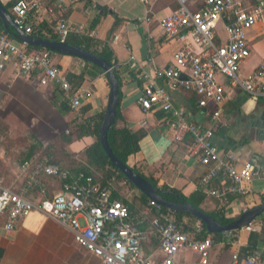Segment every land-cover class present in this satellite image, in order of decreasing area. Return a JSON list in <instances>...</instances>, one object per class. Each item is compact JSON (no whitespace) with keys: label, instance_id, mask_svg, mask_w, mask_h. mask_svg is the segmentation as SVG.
<instances>
[{"label":"built area","instance_id":"1","mask_svg":"<svg viewBox=\"0 0 264 264\" xmlns=\"http://www.w3.org/2000/svg\"><path fill=\"white\" fill-rule=\"evenodd\" d=\"M63 1L58 0L55 8H51L42 0H18L11 8L14 23L32 36L36 27L48 22L52 34L62 43L70 35L95 38L94 32L84 34L63 16ZM134 1L146 8L147 14L159 2L175 3V9L159 19L158 24L164 42L180 45L171 66L154 71L153 81L144 87L137 103L145 115L160 112L168 117L175 142L190 139L187 155L207 168L202 185L224 207L229 194L245 193L246 185L258 176V171L252 162L238 168L231 154L220 152L213 143V131L202 129L189 119L186 111L176 108L172 93L180 89L193 92L197 107H212L213 118L220 116L225 100L221 78L253 100L264 99V63L247 77L239 75L242 64L250 56L248 34L258 28L264 35V0ZM127 64L130 70L140 72L134 56H130ZM8 65L14 67L18 78L34 79L39 86L54 87L62 94L70 112L76 113L78 120L81 118L84 101L92 97V91L74 89L54 62L52 52L29 49L25 43L2 32L0 75ZM112 69L121 76V65L114 64ZM158 79L165 80L167 88L160 87L155 82ZM90 125L93 127V123ZM140 126L145 127V123ZM222 175L232 185L222 191L210 188ZM113 180L103 186L93 175L65 170L39 152L20 162L9 180L0 175V220L3 221L0 229L4 233L14 232L31 213L38 212L71 233L76 246L98 264H222L211 259L213 235L197 239L186 234L171 211H164L151 201L144 209L130 210L124 202L113 198L116 192ZM261 195L264 199V186ZM244 229L251 230V224ZM152 241L157 243V249L147 255L145 246ZM183 252L196 259L179 260ZM228 264H264V248L243 258L235 251Z\"/></svg>","mask_w":264,"mask_h":264},{"label":"crops","instance_id":"2","mask_svg":"<svg viewBox=\"0 0 264 264\" xmlns=\"http://www.w3.org/2000/svg\"><path fill=\"white\" fill-rule=\"evenodd\" d=\"M17 1L0 0V4L4 8L8 6L7 11L12 16L11 8ZM42 1L51 8H55L58 3V0ZM63 5L65 10L62 14L70 24L82 29L84 34L94 32L95 38L92 39L98 43L95 49L99 51L102 47H107L112 53L114 64L123 68L120 76L121 118L116 122V127L144 133L139 142V152L127 160L129 167L139 170L156 184L157 189H175L186 198L194 194L204 196L200 204L203 212L221 213L231 221L243 212L264 204L261 195L264 186V99L253 100L244 91L221 78L219 82L225 87V100L220 107V116L213 118L212 107H197V97L193 92L180 89L172 93V102L176 108L186 111L189 119L202 129L213 131V143L220 152L231 154L238 168L252 162L258 171V176L246 185L245 193L229 194L224 207L206 193L207 189L202 181L208 171L197 159L187 155L190 139L175 142L168 117L160 112L145 115L137 103L144 87L153 81L154 71L170 67L173 54L179 49L177 42H164L158 24L159 19L175 9V3L159 2L152 7L149 14L146 8L134 0H64ZM146 19L150 22L146 23ZM42 24L45 28L50 26L48 22ZM50 32L52 34L51 29ZM248 39L250 56L241 66V77H247L264 63V35L255 28L248 34ZM131 55L139 63L140 72L128 68ZM52 58L66 75L83 77L81 89L92 91V97L84 101L80 112L81 120L77 119L76 113L61 109L63 96L58 90L52 86H39L34 79L18 78L15 76L14 67L8 65L0 75V121L8 126L10 138L16 140L25 138L28 133L20 131L28 129L29 123L39 120L42 122L41 126L48 130V134H43V139H38V142L43 147L51 148L61 167L71 172L84 167L93 172L83 157V152L96 142V138H73L71 142L65 143L61 141V136L70 130V124L104 114L110 90L108 79L100 68L96 69V66L93 67L94 65L78 58L53 52ZM155 82L160 87L167 88L165 80L158 79ZM52 121L58 124L51 123ZM142 123H145V127L140 126ZM9 164V161L0 159V175L6 180L16 170V167L12 168L10 174ZM121 181L128 185L124 180ZM53 183L58 185L57 182L50 181V184ZM231 183L229 178L222 175L210 184V188L222 191L232 185ZM129 188L135 190L130 186ZM115 193L118 200L125 201L120 192L116 190ZM136 209L144 208L137 205ZM263 219L264 214L252 222L251 230L241 229L214 243L211 259L228 264L232 253L239 252L247 245L252 232H261ZM50 225L62 229L53 220L33 212L14 232L4 233L0 229V264H66L54 260L56 244L52 242L54 232ZM178 225L190 236L200 231V222L192 216L183 217ZM64 231L74 243L71 233ZM229 238L233 241L230 242ZM263 248V245L258 246V251ZM155 249L157 243L154 241L145 246L147 255L153 254ZM72 252L87 258L90 256L77 247H71L68 253ZM178 259L192 262L196 257L183 252Z\"/></svg>","mask_w":264,"mask_h":264},{"label":"trees","instance_id":"3","mask_svg":"<svg viewBox=\"0 0 264 264\" xmlns=\"http://www.w3.org/2000/svg\"><path fill=\"white\" fill-rule=\"evenodd\" d=\"M5 8L6 10H9L8 6H6ZM49 27L50 26H48V28H45L44 24H40L38 27L34 29L35 32L32 33V36L35 38H39V39L57 41V38L53 34H51ZM2 32L10 34L3 29V24L0 21V33ZM66 43L69 45L75 46V47H79L85 51L91 52L101 57L102 59H104L107 63L110 64L111 67H114V61H113L112 53L110 52V50L107 47H102V49L99 51L96 50L95 47L98 45V43L94 39L85 37V36L70 35L66 39ZM28 48H33V47L28 46ZM95 68L99 69L97 67ZM113 72L118 82L119 94H118V104H117V110H116V120H115L114 125L111 126L110 129L108 130L107 142H108V145L113 155L118 159V161H120L122 164H127L128 158L136 154L137 152H139V142L144 137V133L132 132L131 130L127 128H117L116 127V122L120 120L121 118L120 107H119L120 99H121V93H120L121 78H120V74L116 70H113ZM66 77L68 81L72 84L74 89L79 88L83 81L82 76L66 75ZM61 106H62L61 109H63V111L64 110L70 111L67 108V105L64 101ZM102 118H103V115H100L90 120L79 121V123L77 122L74 125L70 124V127H69L70 130L61 136V141L65 143L71 142L73 138L79 139V138L87 137V136H93L96 138V142L90 147H88L83 152V157L86 159L89 166L93 169V172L90 171L88 168H84V167L78 168L72 171L73 172L83 171L86 174L93 175L95 181L100 183L103 186H105L108 182H110L111 179H117V180H124L131 188L136 189L127 179L124 178V176L120 173L119 170H117L116 168L112 166V164L110 163L109 159L107 158L106 154L104 153L99 143L98 130H99V125L102 121ZM92 123H93V127H91L90 125ZM40 151L48 155L51 158L53 157V155L51 154V148L48 146L43 147L39 142H35L33 145H31L27 153L21 155V157L23 161L28 160L29 158L33 157L34 155H36V153ZM53 162H55L61 167V165L57 161L53 160ZM133 170L139 176L143 177L145 180L149 181L154 187L157 188L156 184L150 181L148 178H146L139 170L135 168ZM95 173H99V176L97 177ZM158 190L160 191V196L165 201L176 203V204L187 202L191 204L194 208L201 210L200 204L203 202V199H204V196L202 195L194 194L193 196L186 198L179 191L175 189L158 188ZM115 196L113 198L117 199ZM124 203L129 206L130 210L135 211L137 205L140 208H145L148 205L149 200L143 194L139 192V196L136 197L134 203L129 204L126 201H124ZM163 210L166 211V209L164 208ZM172 213L176 216L178 222L183 217H186V216L190 217L189 215H186L183 213H177V212H172ZM207 214L210 215L216 222H218L221 225H227L228 223L231 222V219H226L224 215L221 213H215V214L207 213ZM2 224H3V221L0 220V227L2 226ZM199 228H200V231L195 232V234L193 235H195V238L197 239H203L205 236L208 235V233L205 230V226L201 222H200ZM225 235L214 234L213 235L215 238L214 243L221 241V239ZM232 235H234V232L230 234V236ZM229 240L230 242L233 241L232 238L231 239L229 238ZM260 245L264 246V219H263V223L261 226V232L260 233L252 232L249 235L247 245L244 248H241L239 251L240 257L243 258V257L255 254L258 251V246Z\"/></svg>","mask_w":264,"mask_h":264},{"label":"water","instance_id":"4","mask_svg":"<svg viewBox=\"0 0 264 264\" xmlns=\"http://www.w3.org/2000/svg\"><path fill=\"white\" fill-rule=\"evenodd\" d=\"M0 21L3 24L4 30L17 41L25 43L29 47L45 49L53 53L64 54L71 57L78 58L82 61L90 63L100 68L106 75L109 83V96L106 109L103 114L102 121L99 125L98 140L99 143L114 168L120 171V173L127 179L141 194H143L149 201L154 202L162 208L171 212L183 213L197 219L205 226V230L209 234H230L241 229L247 228L252 222H254L259 216L264 214V204L253 208L251 210L243 212L237 219L232 220L227 225H221L216 222L207 213L194 208L191 204L185 202L176 204L165 201L160 196V191L154 187L149 181L139 176L131 167L127 164H122L113 155L108 142L107 133L111 126L114 125L116 120V110L118 104L119 87L117 79L114 75L113 69L109 63H107L101 57L85 51L79 47L62 43L58 41H50L47 39L35 38L31 35L25 34L14 23L13 17L8 11L0 4Z\"/></svg>","mask_w":264,"mask_h":264},{"label":"rangeland","instance_id":"5","mask_svg":"<svg viewBox=\"0 0 264 264\" xmlns=\"http://www.w3.org/2000/svg\"><path fill=\"white\" fill-rule=\"evenodd\" d=\"M133 4L135 2L132 1ZM51 123L58 124L54 121ZM42 122L39 120L29 123V128L20 132H27L25 138H16L13 140L10 138V131L8 126H6L3 122L0 121V159H5L9 161V172L12 173V168L15 169L16 164L23 161L21 155L27 153L29 147L33 145L35 142H38V139H43V134H48V130L41 126ZM14 132V131H13ZM23 135V134H22ZM41 152V151H40ZM39 153V152H38ZM36 153V154H38ZM53 155L52 159L55 160V154L51 151ZM13 174V173H12ZM98 177L99 173H95ZM114 188L121 193L122 199L127 201L128 203H134L136 196L138 197V191L131 190L128 185H124L121 180L114 179L113 180ZM52 232H54V237L52 238V242L55 243L56 248L54 249V260L56 262H64L66 264H96L97 260L91 256L89 258L82 256L81 254H73L68 253L69 249L76 248V244L71 242L70 235L60 228H55L53 225ZM236 233V232H234ZM79 250L80 248L77 247ZM82 253V252H81ZM78 255V256H77ZM76 257V258H75ZM78 258V259H77ZM58 264V263H56Z\"/></svg>","mask_w":264,"mask_h":264}]
</instances>
